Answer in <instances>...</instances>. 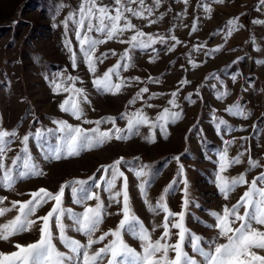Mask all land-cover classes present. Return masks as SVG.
<instances>
[{"label":"rangeland","instance_id":"1","mask_svg":"<svg viewBox=\"0 0 264 264\" xmlns=\"http://www.w3.org/2000/svg\"><path fill=\"white\" fill-rule=\"evenodd\" d=\"M83 2L0 0V129L16 132V136L10 138L12 142L5 163L11 165L14 157H23L21 141L28 135V153L43 173L18 179L12 190L0 187V197L7 198L0 207L11 208L13 201H27L31 198L29 194L40 188L56 193L61 185H66L63 207L81 213L86 205L94 206L96 201L74 203L72 188L80 185L72 182L86 181L83 187L89 193L99 194L106 208L103 223L94 234L98 237L115 229L122 218L121 205L109 199L101 180V177H111V170L106 173L104 167L122 157L119 167L128 179L133 212L149 230L152 240L160 238L164 231L161 225L165 213L149 210L140 191L142 183L146 184L147 200L153 206L164 195L171 212L184 211L183 224L187 232L183 250L198 264H203L204 258L192 250V235L201 237L199 246L206 252L214 250L216 243H226L225 238L218 236L214 226L216 219L211 213L222 214L225 206L231 208L248 188L247 184L238 186L229 193L228 199L223 197L216 186L220 154L226 151L229 159H240L239 164H233L223 173L225 177L243 173L250 183L264 173V3L261 0H143L141 5L139 0L135 3L122 0L126 7L140 11L142 16L124 13L134 28L96 47L95 56L107 55L102 63L97 61L96 72L91 73L76 38L77 30L87 31L86 25L79 28L76 23ZM97 3L107 6L112 15L119 7L115 0H97ZM230 20L235 23L229 24ZM136 31L145 33L140 39L150 35L156 43L142 49L119 42L128 41ZM88 35L94 39L104 38L95 30ZM66 42H70L71 52ZM125 50L130 59H121ZM72 53L76 54V67L72 65ZM117 63L121 67L117 69L118 75L112 74V82L123 80L121 90L112 94L97 89L93 80L102 77ZM124 64L129 67L125 69ZM68 76L77 78L74 87L83 89L87 97V102L77 97L83 109L80 120L60 110V104L70 93L53 90V81L64 80L65 86H73L65 79ZM137 77L139 79H134ZM184 80L188 83H181ZM142 88L148 91L137 98ZM173 92L176 93V107L169 103ZM134 98L135 102L129 103ZM233 105H238L242 115L226 111ZM164 109L180 113L181 118L175 122L157 120ZM137 112L152 123L140 124L133 129L135 134H130L128 119ZM109 117L115 118V128L121 129V134L129 136L128 139L113 138L100 147L84 149L79 155L66 159L45 158L46 151L63 135L53 121H65L87 130L97 125L83 123L84 120L103 119L106 122L99 125L103 132L113 130V124L107 122ZM221 120L225 121L222 125ZM38 130L44 134L39 140L35 135ZM174 157H179V162ZM250 159L260 166L250 167ZM18 163L22 164V160ZM181 166L183 173L179 171ZM141 168L147 175L137 178L135 171ZM97 182L101 187L95 186ZM122 182V179L117 181V189ZM170 184L172 187L165 194L164 189ZM257 186L264 187V183L258 181ZM53 203L49 201L32 218L45 215ZM243 211L241 207V214ZM16 215L17 210L12 209L0 217V224ZM178 220L177 216L169 220L170 235L165 242L175 244L179 239V230L171 227ZM63 222L68 226L66 234L69 237L82 244L87 242L86 236L74 230L70 219L65 216ZM253 226L264 230L262 226ZM53 232L58 237L54 222ZM123 237L127 244L140 251L138 239L126 231ZM38 239L36 227L7 241L0 240V252L18 251L16 244L26 246ZM109 240L111 237H106L93 245V250L103 247ZM53 242L60 251L68 252L58 238ZM254 251L264 255V250ZM168 255L174 258L175 253L170 251Z\"/></svg>","mask_w":264,"mask_h":264},{"label":"snow or ice","instance_id":"2","mask_svg":"<svg viewBox=\"0 0 264 264\" xmlns=\"http://www.w3.org/2000/svg\"><path fill=\"white\" fill-rule=\"evenodd\" d=\"M130 3H135L136 0H129ZM140 4H143V0H139ZM220 2V0H218ZM115 3L119 5L112 15L107 6H101L97 3V0H84L80 6V18L76 23L79 28H84L86 25L87 31H76V38L79 41L80 49L83 52L85 63L88 66V70L91 73L96 72V63L103 62V58H106L105 53H102L99 57L95 56L96 47L100 44H104L109 40H113L117 36L123 34L125 31H130L134 28V25L124 15L125 12H130L133 16L140 17L142 13L136 9L126 7L122 0H115ZM264 3V0H261ZM123 9V11L121 10ZM71 19V16L69 17ZM124 21L121 24V21ZM234 20H230L229 24H234ZM255 23V21H254ZM95 30L97 33H102L103 39H94L88 35V33ZM195 30V26L193 27ZM231 32H229V35ZM145 33L136 31L135 35H132L128 41H119L121 43H128L133 48H147L151 44L156 43L150 35L147 39H140L144 37ZM172 39H176L173 37ZM161 42L162 39H161ZM176 43H179L177 40ZM66 46L69 47L71 52L70 42H66ZM171 50V49H170ZM215 51H219L216 49ZM116 55L115 52L112 53ZM72 65L76 67V54L72 53ZM121 59H130L128 50H125L121 54ZM125 69L129 67L128 64L122 65ZM195 66V65H194ZM121 65L117 63L112 68L103 73V76L93 80V84L97 89H103L106 92L112 94L118 93L124 81L119 83L112 82V74L118 75L117 69ZM67 81L72 82L73 86H65L64 80L60 82L53 81L54 91L58 92L63 90L70 93L69 97L60 104V110L70 113L74 118L80 120L83 116V109L80 104L81 101L77 97H83L87 102V97L84 96L83 89L75 88L74 83L76 77L68 76L65 78ZM134 79H139L134 78ZM151 81V78H150ZM181 83H188L184 80ZM147 88L140 89L137 93V98L144 92H147ZM223 95H227L224 93ZM176 93H172L173 99L169 100V103L176 107L175 104ZM151 98V97H150ZM222 97H218L220 99ZM187 99V98H186ZM135 98L130 100L129 103H134ZM151 107V105H149ZM227 112L237 115H242L239 111L238 105L229 106L226 109ZM181 118L178 112H169L168 109H164L163 113L159 114L157 120L167 122L169 119L172 122ZM57 124V131L63 135L59 137L58 143L54 147H50L46 153V159H66L71 156L79 155L84 149H92L100 147L109 140L115 138L116 140H126L129 136L122 135V130L115 128V118H107V122L113 124V130L100 131L99 125L105 120L89 121L84 120L83 123H95L96 128L84 129L80 126L69 125L65 121H53ZM152 122L144 116L142 113L137 112L134 117L128 119L127 131L130 134H135V129L140 124H151ZM225 121L221 120L220 124H224ZM163 127V125H161ZM52 132V130H49ZM39 140L44 134L39 130L35 134ZM15 130L9 132L0 129V187L8 190H12L13 186L18 179L29 178L30 176L42 175V171L39 167L33 163L31 155L28 153L27 143L29 136L25 135L21 141L24 144L22 152L23 157L17 155L11 161V165L5 163L7 159V152L10 151L9 145L11 144V137H15ZM151 142V141H150ZM231 143V141H226ZM241 155H243L241 153ZM179 162V157H174ZM22 160V164L18 163ZM123 158L117 159L111 165L105 166L104 171L107 173L111 170V177H101L104 182L103 190L109 193V199L115 203L121 205L119 214L122 216L117 227L115 229H109L103 232L98 237H94V234L99 230L100 225L103 223V217L106 211L104 203L101 201L99 194L89 193L83 186L86 181H74L75 185H80L79 188L73 187L74 203L81 204L86 200H95L94 206H85L83 212L76 213L72 209H65L63 207V196L66 185H61L60 189L56 193H52L47 189L40 188L37 191L30 193V199L24 202L13 201L11 208L0 207V217L6 213L17 210V215L0 224V240L7 241L10 237L19 235L24 232L32 231L34 228L39 229V239L26 246L16 244L15 248L18 251L12 253L0 252V264H198V261L190 256L183 250V241L187 229L184 227V211L179 213H173L169 210L167 204L164 202L165 196L161 195L155 206H153L147 200L145 187L146 184L140 185L141 194L144 196L145 203L152 212L157 210L165 213L164 222L161 225L164 229L160 238L152 240L151 233L139 221L138 217L133 212L130 197L128 193V179L123 172L120 171V164ZM220 168L216 177V186L225 199H228L229 193L234 191L235 188L241 185H248L247 190L243 193L236 204L231 208L225 206L220 213H211L216 219L214 225L218 230V236L226 239V243H216L214 250L206 252L199 246L201 237L192 235V250L194 253H198L204 258L203 264H264V255L257 254L254 249L264 250V230L262 228L254 227L253 224L264 227V187H258L257 182L264 183V173H261L258 177H255L250 183L246 180L245 175H240L232 178L223 176V173L227 171L233 164H239V157L229 159L226 151L220 154L219 158ZM250 167H259L257 161L249 160ZM22 168V170H21ZM183 173V167L179 170ZM15 173V174H14ZM137 178L144 177L147 173L143 168L135 171ZM91 179V178H90ZM122 179V184L117 189V181ZM185 184V199L184 207H187V180ZM96 187H101L100 183L95 184ZM172 185L164 189V193L167 194L169 188ZM122 198V199H121ZM6 197H0V204L4 203ZM49 201H54L50 210L43 216H35L38 209L42 208ZM244 211L241 214L240 208ZM65 216L70 219L74 225V230L87 237V242L82 244L79 240L72 239L66 234V228L64 218ZM179 217L178 222L172 223L171 227L178 229L179 239L175 244L165 242L170 235L169 220L173 217ZM39 221V224H38ZM53 222L58 237L54 236ZM234 227L233 225L237 224ZM127 232L134 238L140 241V251L132 248L124 240L123 233ZM155 231V227L153 228ZM106 237H111V240L103 247L93 250V245L99 244L104 241ZM59 239L60 243L68 249V252L60 251L54 239ZM175 253L174 258L169 257V252Z\"/></svg>","mask_w":264,"mask_h":264}]
</instances>
